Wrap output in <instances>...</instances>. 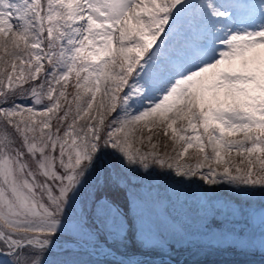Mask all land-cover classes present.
Here are the masks:
<instances>
[{"label": "snow or ice", "instance_id": "6c2138e0", "mask_svg": "<svg viewBox=\"0 0 264 264\" xmlns=\"http://www.w3.org/2000/svg\"><path fill=\"white\" fill-rule=\"evenodd\" d=\"M181 249L264 259V0H0V264Z\"/></svg>", "mask_w": 264, "mask_h": 264}, {"label": "rangeland", "instance_id": "374dc122", "mask_svg": "<svg viewBox=\"0 0 264 264\" xmlns=\"http://www.w3.org/2000/svg\"><path fill=\"white\" fill-rule=\"evenodd\" d=\"M181 242L190 244L192 247H199L204 243V241L196 237L191 238L190 241H184L183 238L177 237L174 238V240L172 241L174 245ZM173 251L177 250L173 249ZM225 255L227 256H225V260H223V254L201 255L192 250L181 249L178 251L176 256L168 257L163 254H158L156 258H159L161 260L174 258L176 259V261H183V264H264V259L261 258L259 253L248 257H241L235 255L228 256V254ZM116 258L124 257L117 256ZM188 258H190V260H188Z\"/></svg>", "mask_w": 264, "mask_h": 264}]
</instances>
